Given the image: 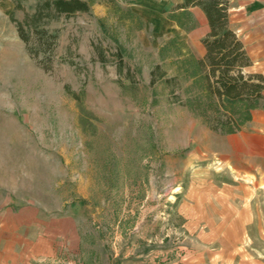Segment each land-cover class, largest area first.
Returning <instances> with one entry per match:
<instances>
[{
	"label": "rangeland",
	"instance_id": "374dc122",
	"mask_svg": "<svg viewBox=\"0 0 264 264\" xmlns=\"http://www.w3.org/2000/svg\"><path fill=\"white\" fill-rule=\"evenodd\" d=\"M44 1L0 0V264H264V197L210 169L246 123L212 129L160 53L185 36L196 58L202 14L183 30L168 17L184 0H91L43 17L58 38L34 56L17 23ZM156 66L176 81L152 84Z\"/></svg>",
	"mask_w": 264,
	"mask_h": 264
},
{
	"label": "trees",
	"instance_id": "16d2710c",
	"mask_svg": "<svg viewBox=\"0 0 264 264\" xmlns=\"http://www.w3.org/2000/svg\"><path fill=\"white\" fill-rule=\"evenodd\" d=\"M230 0H184L177 4L168 18L185 28L193 20L188 12L190 7H200L206 14L209 33L202 40L206 53L203 58L197 59L188 51L184 41L177 38L165 43L160 53L162 57L174 47L171 57L180 64L178 71L185 78L192 79L188 87L186 105L195 113L209 122L212 129L221 133L238 131L245 123L251 120V111L261 106L264 91V77L257 73L246 76L242 71L251 65L250 58L244 49L243 43L236 33L229 27ZM94 1L85 0H45L38 5L32 16H27L24 23H17V33L25 42L34 56L39 53L51 54L58 38L56 32H50L40 25L43 17L53 19L59 15H72L76 12H87ZM178 11V13H177ZM176 13V14H175ZM126 16L135 18L137 28L143 24L139 17L129 9ZM25 26L27 28H25ZM161 66L151 71V83L175 82L176 77L170 78ZM73 96L78 100L77 96Z\"/></svg>",
	"mask_w": 264,
	"mask_h": 264
},
{
	"label": "crops",
	"instance_id": "0c3cea01",
	"mask_svg": "<svg viewBox=\"0 0 264 264\" xmlns=\"http://www.w3.org/2000/svg\"><path fill=\"white\" fill-rule=\"evenodd\" d=\"M196 9L206 20L209 29L206 14L200 7H190L188 12L195 20L193 13ZM230 13V28L243 43L251 61V65L245 67L243 73H257L264 77V0H230ZM178 28L185 30L179 26ZM184 37L183 40H178L186 43ZM205 53L203 45L196 58H203ZM251 118V121L237 133L222 137L219 151H216L215 156H210L213 165L209 166L216 171H220L223 167V171L230 170L237 173L243 181L229 178L233 183L228 185L241 190L246 203L249 202L251 195L245 197V193L251 192L254 193V197L257 194L264 197V91L262 105L251 111Z\"/></svg>",
	"mask_w": 264,
	"mask_h": 264
}]
</instances>
